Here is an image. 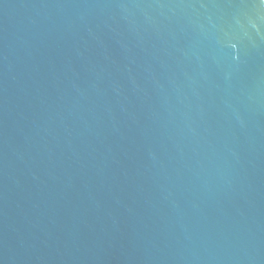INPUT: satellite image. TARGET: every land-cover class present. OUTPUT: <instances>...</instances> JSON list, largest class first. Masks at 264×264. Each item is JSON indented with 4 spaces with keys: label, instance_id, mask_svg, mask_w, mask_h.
<instances>
[{
    "label": "water",
    "instance_id": "1",
    "mask_svg": "<svg viewBox=\"0 0 264 264\" xmlns=\"http://www.w3.org/2000/svg\"><path fill=\"white\" fill-rule=\"evenodd\" d=\"M0 264H264V0H0Z\"/></svg>",
    "mask_w": 264,
    "mask_h": 264
}]
</instances>
